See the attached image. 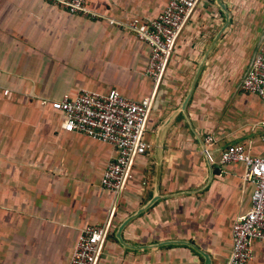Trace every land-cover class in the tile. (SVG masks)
Returning <instances> with one entry per match:
<instances>
[{
    "label": "crops",
    "instance_id": "0c3cea01",
    "mask_svg": "<svg viewBox=\"0 0 264 264\" xmlns=\"http://www.w3.org/2000/svg\"><path fill=\"white\" fill-rule=\"evenodd\" d=\"M239 1L199 0L153 84L146 45L123 26L155 18L166 0H84L101 20L44 0H0V89L9 92L0 96V264H68L85 226L106 229L95 264H203L200 252L225 263L252 185L242 164L219 166L218 154L241 145L264 155L263 105L240 90L241 76L223 81L216 71L256 4ZM263 33L238 52L242 75ZM109 90L150 101L148 148L116 196L100 186L114 149L63 132L62 116L39 104ZM250 250L247 264H264V243L252 240Z\"/></svg>",
    "mask_w": 264,
    "mask_h": 264
},
{
    "label": "built area",
    "instance_id": "2783aa9c",
    "mask_svg": "<svg viewBox=\"0 0 264 264\" xmlns=\"http://www.w3.org/2000/svg\"><path fill=\"white\" fill-rule=\"evenodd\" d=\"M63 9L68 14L90 20H101L102 16L89 10L84 0H44ZM199 0H166L163 10L152 19L128 21L123 27L146 45L148 49L144 75L157 84L173 44ZM113 25V21L107 22ZM240 90L256 96L264 107V35L241 82ZM8 90L0 89L6 97ZM52 111L62 116L61 130L77 133L91 140L110 145L115 156L102 170L100 186L103 190L118 195L125 182L131 178L129 171L133 158L141 156L148 146L142 139L144 124L150 101L144 98L132 102L116 90L106 94L80 91L72 99L66 97L47 102ZM264 130V121L260 124ZM213 142L211 136L203 138L205 146ZM240 163L243 182L252 185L249 209L238 215L230 229L231 246L224 264H247L252 260L250 242L264 243V155H248L241 145H230L219 152L217 164L225 166ZM106 229L104 226H85L78 234L68 264H95Z\"/></svg>",
    "mask_w": 264,
    "mask_h": 264
},
{
    "label": "rangeland",
    "instance_id": "374dc122",
    "mask_svg": "<svg viewBox=\"0 0 264 264\" xmlns=\"http://www.w3.org/2000/svg\"><path fill=\"white\" fill-rule=\"evenodd\" d=\"M242 1L243 0H240L238 2V6ZM254 1L256 4L252 7L249 6V11L247 12L246 16L242 18L244 21L237 23L238 30L231 33L232 42H227V44H232L228 51L230 53L232 52V54L228 55L225 53L226 55H224L225 57H223L219 69L216 70L223 76V81L225 80V78L226 81L232 79L238 82L240 80V76H242V68L244 67V58H239L238 52H242L245 48L244 46H246L249 42L253 46L259 39L264 29V0ZM253 47L256 48V46ZM248 49L249 51H252L250 48Z\"/></svg>",
    "mask_w": 264,
    "mask_h": 264
},
{
    "label": "water",
    "instance_id": "95a60500",
    "mask_svg": "<svg viewBox=\"0 0 264 264\" xmlns=\"http://www.w3.org/2000/svg\"><path fill=\"white\" fill-rule=\"evenodd\" d=\"M220 7L223 9V6H222V5H220ZM263 35H264V33H263ZM263 35L261 36V38H260V40H259V43H260V41H261ZM258 45H259V44H258ZM253 56H254V54H253ZM253 56H252V58H253ZM252 58H251V60H252ZM251 60H250V62H251ZM250 62H249V64H248V66L246 67V69H245L243 75L241 76V80H242V78H243L245 72L247 71V69H248V67H249V65H250ZM240 82H241V81H240ZM239 84H240V83H239ZM125 223H126V222H124V224H122V226L120 227V229L125 225ZM116 237H118V235H117ZM199 254H200V255L202 256V258H203V264H209V260H208L207 255L202 254L201 252H200Z\"/></svg>",
    "mask_w": 264,
    "mask_h": 264
}]
</instances>
